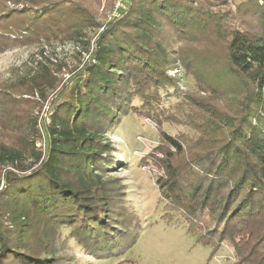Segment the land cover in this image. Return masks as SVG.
<instances>
[{"label": "trees", "instance_id": "16d2710c", "mask_svg": "<svg viewBox=\"0 0 264 264\" xmlns=\"http://www.w3.org/2000/svg\"><path fill=\"white\" fill-rule=\"evenodd\" d=\"M222 1L234 9L214 7L220 0H128L104 24L99 0H0V53L85 40L87 55L66 68L41 50L18 78L0 81V264H74L58 251L62 227L96 258L138 240L139 215L107 173L115 161L105 133L123 110L116 81L139 101L131 109L157 122L159 142L142 162L158 172L162 217L180 215L216 250L229 244V264H264V24L253 23L264 0ZM180 66L197 89L165 106ZM45 101L40 130L32 112Z\"/></svg>", "mask_w": 264, "mask_h": 264}, {"label": "rangeland", "instance_id": "374dc122", "mask_svg": "<svg viewBox=\"0 0 264 264\" xmlns=\"http://www.w3.org/2000/svg\"><path fill=\"white\" fill-rule=\"evenodd\" d=\"M218 3L216 8L225 11L234 9V5L226 1ZM242 0H234L238 2ZM226 2V3H225ZM263 1H261L262 3ZM235 4V3H233ZM113 0H99L97 16L103 22ZM229 6V7H228ZM234 13L228 12L225 20L230 24L235 23ZM255 25L264 24L263 18H255ZM95 31L87 30V39L93 44ZM85 40L63 43L53 42L45 45L16 46L0 53V81L18 78L22 71H26L32 65L33 60L40 58V51L55 63L63 64L66 68H72L82 63L86 58L84 53ZM84 57V58H83ZM182 66V65H181ZM170 71L174 75L179 73L178 88H170L169 94L164 93V105L171 106L183 99L184 92L195 91L197 86L191 75H187L182 67ZM68 72L65 71L64 76ZM115 91L123 94L117 97L123 103V109L119 111L118 118L107 128L105 137L110 141V152L115 163L109 167L108 174L121 182L125 190L126 205L130 206L139 215L141 230L138 240L123 253L96 258L87 254L77 241L70 237V227H62L58 237L59 254L65 250L74 255V264H229L236 259L233 248L229 244H223L219 249L212 245H205L197 240L196 234L190 231L189 223L180 215L172 219L163 218L164 202H160V191L156 184L158 172L151 164L142 162L159 142L158 125L155 119L139 116L131 109L130 104H138V100L129 99L128 91L123 81L114 83ZM49 99L53 94H48ZM38 98V95L35 94ZM131 98V97H130ZM50 102L45 101L35 106L32 116L37 128L41 130L43 122L47 120ZM117 108V106L115 107ZM165 128L170 133H176L181 127L165 123ZM43 137V136H42ZM46 139L40 137L36 140V148H46Z\"/></svg>", "mask_w": 264, "mask_h": 264}, {"label": "built area", "instance_id": "2783aa9c", "mask_svg": "<svg viewBox=\"0 0 264 264\" xmlns=\"http://www.w3.org/2000/svg\"><path fill=\"white\" fill-rule=\"evenodd\" d=\"M127 1L128 0H113L112 8L111 10H109L105 20L103 21L104 24L119 17L122 11L127 7ZM103 28L104 25L100 28V30H102Z\"/></svg>", "mask_w": 264, "mask_h": 264}]
</instances>
